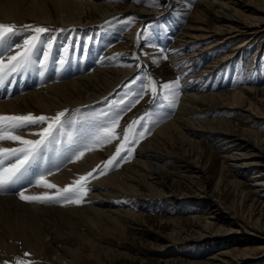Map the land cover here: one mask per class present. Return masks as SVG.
I'll return each mask as SVG.
<instances>
[{
	"label": "bare ground",
	"instance_id": "obj_1",
	"mask_svg": "<svg viewBox=\"0 0 264 264\" xmlns=\"http://www.w3.org/2000/svg\"><path fill=\"white\" fill-rule=\"evenodd\" d=\"M119 1L0 0V23L15 24L17 29H20L15 35H9L0 41V59L15 54L24 39L33 34L31 31H24L23 25L50 29L41 35L29 62L40 66V73L37 74L35 70L28 73L30 64H27L22 71L8 78L0 91V114L32 113L54 116L57 112L67 109L65 119L70 123L65 124L63 135L55 145L57 150L66 152V138H72L70 147L74 146L73 142L79 137L85 138L79 143L90 142L98 130L115 116L118 106V111L122 109L123 105L116 101H120L119 92L128 78L134 79L135 85L144 80L149 72L163 78L174 74L181 77V70L186 67L181 65L178 70L174 67L182 59L189 58L188 56H193V59L206 58L207 51L216 45L246 33L251 39L264 28V9L259 7L254 8V14L251 16L237 15L228 18L222 28L212 27L196 17L193 26L189 23L193 22V18L188 16L186 20L189 24H185L183 30L174 38L177 39L175 47L167 50L166 41L178 26V19H174V23L164 27L162 33L158 34L155 26L145 29L146 21L164 15L166 10L157 12L152 6L137 5L134 0ZM170 4L171 1L167 6ZM119 13H132L135 21L120 35V39H123L122 45L107 48V41L111 37L114 38L112 33H117L118 29L116 31L115 27H119L111 26L107 21L112 18L110 16ZM222 30L224 35L221 38L217 37L210 44L202 42L203 44L196 48L197 52L189 54L193 49L189 48L186 53L176 55L178 52L176 53L174 48L178 51L185 45L189 47L198 41H204L212 34L221 33ZM187 32L193 39L186 41L187 38L184 37ZM86 34L91 38H84ZM49 43L51 48H48ZM244 43L234 45L233 52L207 62L217 66L221 62L231 60L236 50L240 53ZM56 55L58 60L55 61ZM112 55L127 61L115 64ZM67 61L69 67L65 68ZM54 64L60 75L41 77L45 66ZM208 65L209 63L200 73L209 70ZM24 74L27 75L23 76ZM128 74L129 77H126ZM137 75L138 78L134 77ZM186 77H181V96L175 110L171 107L170 112L165 111L166 100L163 96L149 106L147 114L153 130L141 140H138L137 136L133 138L137 131L132 130L133 133H129L135 143L132 140L133 145L128 144L127 147L133 151L131 155L126 151L121 153L122 156L125 155L126 160L118 158L120 161L125 160L120 165H116L117 160L110 170H106L105 175L99 174L100 170L104 169V162L115 154L119 145L117 141H120L117 139L111 144L97 145L79 161H65L59 171L48 177L63 187L95 169L94 175L97 178L90 180L89 191L81 205L29 203L21 201L14 194L0 195V264H17V261H24L25 264H111L119 257L133 258L123 242L130 240L127 234L132 223L148 224L145 215L147 209L138 202L145 203L149 200L157 202V206L169 201L170 208L175 205H192L204 213L201 222L197 221L198 215L187 218L190 223L197 221L195 235L182 233L184 226L179 219L160 216L158 223L170 225L165 237L167 241L161 242L163 246L158 248L162 250L161 255L172 254L171 248L174 246L195 247L209 240L222 241L239 235H244L245 239L253 238H248L249 235L246 236L245 233L258 235L257 230H249L242 220L246 218L251 224L258 225L264 209V201L254 195L264 190V138L252 128L240 127L225 118L198 116L201 110L197 108V104L220 98L223 100L222 106L236 109L237 116L249 115L252 118L264 119V85L259 89L241 86L231 91L202 93L198 88H190L191 83L186 82ZM257 89L263 95L260 98H256ZM168 101H172L171 98ZM169 113L171 116L166 118ZM121 122L118 133L127 131L129 126V123ZM37 130L32 126L15 134L34 139L36 137L30 136L29 132ZM193 132L205 134L219 143L221 160L229 170L237 171L238 174L248 169L254 170L248 177L249 192L239 191L242 187L239 180L232 181L240 196V216L243 219H239L232 211H226L219 199L211 196L205 184L192 192L179 193L164 189L165 176L171 172L170 162L178 161L186 171L192 172L198 178L204 177L207 172L206 167L200 165L203 151L192 137ZM0 144L5 147L17 146V143L10 141ZM189 145L198 147L192 161L182 158L189 153ZM175 146L180 153L170 151V148ZM221 182L222 178L219 176L215 182L216 188H220ZM25 186L31 193L45 191L30 184ZM252 212L258 214L255 220L252 218ZM149 228L152 229V226L149 225ZM253 239L260 243L263 259L264 235ZM248 249L244 246L233 252L229 248H217L202 257L199 254L196 259H189L185 263L245 264L249 257ZM25 253L29 255L25 256ZM170 256L164 261L172 264L174 259L169 258Z\"/></svg>",
	"mask_w": 264,
	"mask_h": 264
},
{
	"label": "rangeland",
	"instance_id": "obj_2",
	"mask_svg": "<svg viewBox=\"0 0 264 264\" xmlns=\"http://www.w3.org/2000/svg\"><path fill=\"white\" fill-rule=\"evenodd\" d=\"M123 1L126 0H120L119 2ZM170 1L173 6L170 4L168 7L167 4ZM134 2L137 5H146L149 7L147 3H140L137 2V0H134ZM180 3H182V5H180ZM152 7L155 8L157 12H163L164 10H166V12L163 13L164 15H159L158 17H152L151 19H148V21H146L145 29H149L151 27L154 28L155 26L157 33L161 34L164 27L170 26V23H174V19H178V26L176 25V29H174V31L170 34L169 40L166 41L168 50L169 48L172 49L175 47L174 45L176 44L177 39L175 40L174 38H176L177 34L183 30V26L188 23L186 20L188 16L193 18V22H189L192 25L196 23L194 21V18L196 17L197 19L206 21L212 27L219 26L222 28L227 19L230 17H235L237 15L251 16L254 14L255 7L264 9V0H158V6ZM122 13H119L121 15L117 14L115 16H110L112 18H109L107 21V23L111 26H119L115 27L116 31L118 29L117 33H112L114 38L112 39L111 37V39L107 41V48H113L117 45H122L123 39H120V35L124 31H127L135 21V17L131 15L132 13ZM132 18H134L133 22L131 24L127 23V21ZM223 30L221 33L212 34L204 41H198L196 44H193L189 47L185 45L184 47H180V50L178 49V51L176 48H174L176 53L178 52L176 55L179 56L182 55V53H186L189 48H193L189 51V54L192 52H197L198 49L196 48H199L203 44L202 42L210 44L215 41L217 37L221 38L224 35ZM87 34L84 35V38H91L90 35L87 36ZM246 37L249 38V34L246 33L244 35L235 37L230 41L223 43L224 45H216L213 49L207 51L208 54L206 58L197 57L193 59V56H188L185 54L190 59H182L178 62L174 69H180L181 65L182 67H186L181 70V77H186V75H189L186 77V82L191 83L190 88H198L199 92L202 93L217 92L220 90L231 91L236 90L241 86H249L259 89L264 85V28L258 34H256L255 37L251 39L249 38L250 41ZM184 38H187L186 41L193 39L189 32L186 33ZM243 42L245 43L242 45L240 53L236 52V50L231 60L225 61L224 63L221 62V64L217 66H212L211 62H207L208 60L224 55L225 53L233 52L232 47ZM117 55H114V57L112 55V60H114L115 64H122L127 61V59L119 58ZM56 58H58V56H56ZM207 63H209V70L200 73L203 68L207 67ZM126 77H129V74ZM134 77L138 78V75ZM181 77H178L177 74H174L173 76L163 78L149 72L147 73V77L144 80H141L139 84L133 85L134 79L130 80L131 77L128 78L124 84H122V91L119 92L121 98L120 101L117 100L116 102L121 103L123 107L118 111V106V109L115 111H117L118 115L120 114L119 116L122 122L125 121L129 123V125H133V121L137 122L135 125H133L134 129L132 130L134 132L137 131L133 135V138L137 136V139L141 140L151 134L153 129H151L147 111L149 106H151L152 103L157 100V98L163 96V99H165V97H167V99H165L166 102L169 98H171L172 101H168L167 103L165 102V111L170 112L171 107L175 110L181 96L179 86L169 91L161 88L160 85L164 83H171L177 80L180 83ZM152 82H155L157 85L156 94H153L151 91ZM258 89L256 90V98L263 96ZM141 92L142 96L140 95ZM222 105L223 100L220 98L215 101L201 102L197 104V108L201 110L197 115L205 118H225L232 121L233 123H236L240 127L247 126L252 128L257 133H259L262 138H264L263 118H252L249 115L237 116L235 108L229 109ZM170 116L171 115L169 113L166 118H169ZM146 129L147 131H145ZM133 131L131 133H133ZM142 131L145 132V135L141 138L139 137V133ZM192 134V137L198 144L197 146L202 148L203 155L200 165L205 166L207 172L205 173L204 177L198 178L195 177L192 172L186 171L178 161L170 162L171 164L169 163V168L171 169V172L165 176L166 185H164V189H171L172 191L179 193L183 191L192 192V190H195L196 188H199L205 184L211 196L219 199L226 211L229 213L232 211L239 219H243L240 216V196L236 192L232 181L239 180L242 184V187L239 189V191L249 192L248 177L250 174L254 173V170L248 169L244 172H240L239 174L237 171L229 170L223 165L221 160L218 142H216L213 138L206 136L205 134H199L195 132ZM132 140L133 143H135V139H131L129 143L130 146L133 145ZM117 142L120 143L121 141ZM197 146L189 145V153H186L184 157L182 156L183 160L192 161L198 149ZM170 151L173 153H180V150L176 146L174 148H170ZM71 155L72 153L70 152L69 156ZM123 157H125V155ZM123 161L118 160L116 165H120ZM219 176L222 178V182L220 184V188L218 189L215 186V182ZM254 195L259 200L264 201V190H261ZM154 202L155 201L152 200L146 201L145 203L138 202V204L141 203V205H145L144 207L147 209V211L145 210V215L147 216L148 224L131 222V226L128 227L127 238L130 240H125L123 245L134 257H119L111 264H170L164 261V259L168 258L170 255L171 256L169 258L174 259L172 264H186L185 261L189 259H196L199 254L202 257L208 252H211L217 248H229L232 249L233 252H236L244 246L249 248V257L247 258L245 264H264V258H261L263 250L260 247V243L253 239L258 238L261 236V234L264 235V209L262 210L263 212L260 216L258 225L254 223L251 224L246 218L242 220L248 225L249 230H257L256 232L258 235H250L245 233L246 236L249 235L248 238L253 237L252 239H245L246 237H244V235H239L235 238L222 241L214 240L213 242V240H209L195 247L187 245L174 246L171 248V250H173L172 254L161 255L162 250H159L158 248L163 246L161 245V242L167 241L165 237L166 233L170 230V225L158 223L157 221L160 216H170L179 219V221H181L182 225L184 226V231H182V233H192L195 235L197 229L195 226L197 221H203L204 213L200 208L194 207L192 205H175L170 208L169 201L158 204V206L156 205L157 202ZM155 207L158 208L155 209ZM246 212L247 210L245 211V214ZM191 215H198V220L194 223H190L187 218ZM251 215L253 220H255L258 214L256 212H252ZM215 222L217 223L218 221L215 220ZM149 225L152 226V229L149 228ZM129 236H131V238H129Z\"/></svg>",
	"mask_w": 264,
	"mask_h": 264
},
{
	"label": "snow or ice",
	"instance_id": "obj_3",
	"mask_svg": "<svg viewBox=\"0 0 264 264\" xmlns=\"http://www.w3.org/2000/svg\"><path fill=\"white\" fill-rule=\"evenodd\" d=\"M140 3H147L149 6H158V0H137ZM133 19L127 21L131 24ZM24 31H31L33 34L24 39L23 44L15 51V54L8 55L6 59H0V87L4 86L14 73H18L30 62L33 49L41 40V35L50 31V29L41 26L23 25ZM15 24L0 23V41L5 40L9 35H15L19 31ZM51 43L48 48H51ZM167 59V57H163ZM155 62V61H154ZM63 63V61H61ZM179 86V81L164 83L160 85L165 90H173ZM153 94L157 92L155 82L151 83ZM142 96V92L140 93ZM167 99V97H165ZM138 102V101H136ZM67 109L57 112L54 116L28 114H0V142L10 141L17 143V146L5 147L0 144V195L14 194L21 201L40 204H61L81 205L89 191L88 184L91 179L97 178L94 175L95 169L86 175H81L66 186H59L49 180L48 177L59 171L61 164L65 161L76 162L81 160L87 152H91L97 145L111 144L119 139L121 142L115 149V154L109 160L104 162V169L100 170V175H105L106 170H110L116 161L125 159L121 155L127 152L131 155L133 149L127 147L132 137L133 125H129L127 131L117 132L120 127V116L117 114L105 126L101 127L97 134L88 143H79L84 137H79L74 141V146L68 148L72 152L69 156L67 152H61L55 148L56 142L63 135L62 129L66 123ZM34 126L37 131L29 132L30 136L36 138L30 139L15 133L27 130ZM147 131V129L145 130ZM145 132L139 133V137H144ZM70 140L72 138H69ZM138 142V140H137ZM99 167V166H98ZM30 184L35 188H42L45 191L31 193L25 186ZM54 190V191H52ZM28 256V253L24 254ZM7 264V262H4ZM17 264H25L24 261H17Z\"/></svg>",
	"mask_w": 264,
	"mask_h": 264
}]
</instances>
